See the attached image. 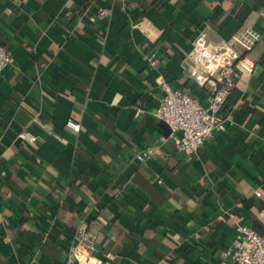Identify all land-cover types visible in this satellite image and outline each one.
Returning <instances> with one entry per match:
<instances>
[{"label":"crops","instance_id":"1","mask_svg":"<svg viewBox=\"0 0 264 264\" xmlns=\"http://www.w3.org/2000/svg\"><path fill=\"white\" fill-rule=\"evenodd\" d=\"M84 1L0 0L12 62L0 71V264H59L78 227L94 238L80 264H221L235 236L225 210L264 234V36L226 130L195 155L175 150L152 111L160 74L205 102L187 73L194 38L261 32V8L242 0L239 21L241 0Z\"/></svg>","mask_w":264,"mask_h":264},{"label":"built area","instance_id":"2","mask_svg":"<svg viewBox=\"0 0 264 264\" xmlns=\"http://www.w3.org/2000/svg\"><path fill=\"white\" fill-rule=\"evenodd\" d=\"M110 14L111 8L107 5L95 11L97 19L106 18ZM261 18V32L243 28L233 33L228 40L220 42H211L205 30L196 35L189 52L187 73L196 83L207 85L205 102L174 88L163 75L158 77L160 96L152 117L167 124L168 137L176 151L193 156L205 140L226 130L229 119L226 98L229 91L238 85L241 76L253 71L254 60L249 54L264 36V11L261 12ZM157 59L154 53L150 54L148 65L158 68ZM11 64L9 50L0 44V71ZM65 125L78 131V124L71 120H66ZM16 137L30 144L38 140L36 135L26 130L18 131ZM150 157L146 150L133 155L138 164H145ZM225 214L233 221L235 236L231 246L222 252L221 264H264V234L245 224L242 214L228 209ZM93 239L84 227H78L72 234L64 260L59 264H80L81 259L89 254ZM105 255L109 256L107 253Z\"/></svg>","mask_w":264,"mask_h":264},{"label":"trees","instance_id":"3","mask_svg":"<svg viewBox=\"0 0 264 264\" xmlns=\"http://www.w3.org/2000/svg\"><path fill=\"white\" fill-rule=\"evenodd\" d=\"M255 4H257L258 5V7H260L261 8V12H263L264 11V0H252ZM83 4H88V1L87 0H85L83 3H82V5ZM250 10H251V7L250 6H248V5H246L244 2H242V0L241 1H236V5H235V8H234V13H233V15H234V17L236 18V19H238L239 21H243L244 19H245V17L248 15V13L250 12ZM262 64L264 65V56H262ZM254 68H255V65H254ZM254 68H253V71H254ZM252 71V72H253ZM240 96H242V93L238 90V89H236V87L235 88H233V89H231L230 91H229V93H228V96H227V105L229 106V107H232L233 105H234V103L237 101V99L240 97ZM227 108V107H226ZM16 129H13V133H15L16 131H15ZM8 133V132H7ZM11 134V133H8L9 134V136H13L14 134ZM223 217H222V219L223 218H225V220L227 221V220H229V218H228V216L225 214V212L223 213V215H222Z\"/></svg>","mask_w":264,"mask_h":264},{"label":"water","instance_id":"4","mask_svg":"<svg viewBox=\"0 0 264 264\" xmlns=\"http://www.w3.org/2000/svg\"><path fill=\"white\" fill-rule=\"evenodd\" d=\"M159 125L162 128L164 135L165 136L168 135L169 128H168L167 124L165 122H163V121H159Z\"/></svg>","mask_w":264,"mask_h":264}]
</instances>
